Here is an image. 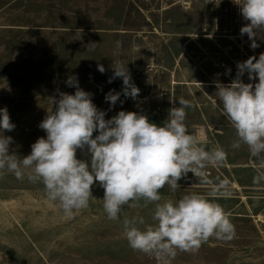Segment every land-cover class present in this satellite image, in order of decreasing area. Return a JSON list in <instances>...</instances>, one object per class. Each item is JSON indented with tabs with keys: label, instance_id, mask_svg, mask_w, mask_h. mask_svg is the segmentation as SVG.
Here are the masks:
<instances>
[{
	"label": "rangeland",
	"instance_id": "374dc122",
	"mask_svg": "<svg viewBox=\"0 0 264 264\" xmlns=\"http://www.w3.org/2000/svg\"><path fill=\"white\" fill-rule=\"evenodd\" d=\"M244 23L233 0H0V108L8 109L15 124L4 132L13 138L10 149L26 156L46 136L38 125L60 93L74 94L66 84L70 76L93 94L106 119L135 111L161 125L173 101L178 106L176 99L184 97L192 103L189 131L203 135L209 148L220 145L228 153L223 166L208 172L210 179L230 181L232 196L218 202L236 227L231 241L211 238L196 252L177 250L175 258L158 261L132 250L123 231V220L133 217L144 218L137 225L142 229L154 226V203L125 206L120 220L112 221L97 184L92 189L97 199L68 218L58 202L47 199L42 183L3 171L0 264H264V184H253L258 165L246 145L231 147L235 130L213 104L214 81L230 83L237 62L264 52V39L252 49L247 35H240ZM114 61L127 65L140 93L136 100L121 95L110 106L105 95L123 87L121 78L108 82ZM242 79L251 82L247 74ZM77 158L90 159L80 150ZM178 183L175 192L167 186L160 191L161 202L210 190L191 173Z\"/></svg>",
	"mask_w": 264,
	"mask_h": 264
},
{
	"label": "clouds",
	"instance_id": "9594fccd",
	"mask_svg": "<svg viewBox=\"0 0 264 264\" xmlns=\"http://www.w3.org/2000/svg\"><path fill=\"white\" fill-rule=\"evenodd\" d=\"M245 21L240 35L245 34L256 49L264 39V0H233ZM92 45H95L93 43ZM98 71L105 72L103 64ZM237 71L230 83L215 80L213 100L235 130L233 149L246 145L257 162L258 171L253 184H264V52L237 62ZM113 76L121 78V92L114 89L105 95V101L115 106L120 96L136 100L140 89L133 83L127 65L121 61L111 64ZM226 75L231 74L228 69ZM247 74L245 83L242 79ZM219 75V74H217ZM74 87V94L60 93L54 99V108L47 111L38 127L46 136L39 137L31 152L19 156L10 145L15 124L6 107L0 108V172L7 171L17 180L42 183L50 202H58L64 215L72 218L97 199L92 189L98 184L104 190L103 210L107 218L119 221L124 207L134 208L138 201L145 207L155 204L152 220L155 225H144L143 217L123 220V231L129 247L146 255H155L158 261L175 258L177 250L196 252L211 238L231 241L236 227L230 213L218 202L232 196L227 178H209L210 167H221L228 153L220 145L208 147L207 139L191 133L186 124L190 100L180 97L178 106L168 110L167 119L158 125L147 115L135 111H119L106 119V111L93 102V94L79 86L77 77L66 80ZM207 94V93H206ZM94 133H97L94 135ZM89 160L77 158V151ZM193 176L210 186L207 194L192 192L179 200L162 201L160 191L167 186L175 192L180 180Z\"/></svg>",
	"mask_w": 264,
	"mask_h": 264
}]
</instances>
